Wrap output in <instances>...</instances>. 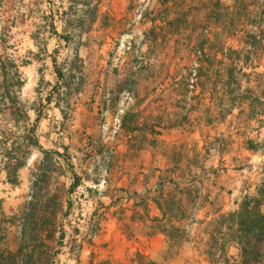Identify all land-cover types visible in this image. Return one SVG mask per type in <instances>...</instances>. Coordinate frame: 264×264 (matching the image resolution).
<instances>
[{
    "label": "rangeland",
    "instance_id": "obj_1",
    "mask_svg": "<svg viewBox=\"0 0 264 264\" xmlns=\"http://www.w3.org/2000/svg\"><path fill=\"white\" fill-rule=\"evenodd\" d=\"M167 1L173 4L176 0ZM71 3L74 5L73 0ZM99 3L77 1L74 7L80 11L82 4L81 16L73 9L68 45L64 40L45 37L42 26L34 32L40 37L35 44L43 59L55 57L58 68L66 72L71 59L65 54L80 55L83 50L82 63L78 59L72 68L84 76L73 82L72 93L82 92L86 99L95 94L103 60L96 51L101 50L110 55L113 84L129 89L116 93L115 105L96 111L95 124L100 132H93L95 127L91 129L92 124H88L91 114L83 121L82 137L72 132V165L66 169V177L71 174L68 189L63 185L64 170L57 164L56 154L39 158L33 170V194L16 212L5 215L0 211V250L4 256L22 250L24 256L33 257L31 264H123L113 258V230L116 223L135 214L123 212L118 193H111L117 199L116 206L102 197L112 192L108 187L110 175L119 172L112 151L125 116L128 120L138 116L135 126L140 130L138 139L128 145L138 149L150 146L161 152L170 167L183 168L180 174L186 180L195 176L199 183L226 182L231 190L227 195L240 185L238 191H246V198H252L257 189L259 198L264 199V0H188L162 9L152 1V12L147 0H136L131 9L136 15L149 14V20H157L158 27L151 23L137 38L134 29L138 19L134 15L127 18L126 35L110 39L104 34V25L112 22V32L117 33L119 21L104 11L107 0H102L101 7ZM94 23H98L96 30ZM73 100L74 95H68L69 106ZM134 100L143 105L134 106ZM72 108L67 107V114L73 113ZM70 115L67 117L72 120ZM17 131L0 116V157ZM171 134L188 140L185 145L165 144L162 137ZM251 143L256 149L249 148ZM97 148L103 150L102 156L94 151ZM218 203L215 208L224 204ZM177 208L175 205L171 213L175 222L181 219ZM212 209L206 205L200 210ZM185 223L189 229L198 224L189 219ZM180 225L178 222L167 228L169 258L181 241ZM125 264L150 263L136 255Z\"/></svg>",
    "mask_w": 264,
    "mask_h": 264
},
{
    "label": "crops",
    "instance_id": "obj_2",
    "mask_svg": "<svg viewBox=\"0 0 264 264\" xmlns=\"http://www.w3.org/2000/svg\"><path fill=\"white\" fill-rule=\"evenodd\" d=\"M71 1L0 0V32H3L0 33V116L18 129L17 135L10 138L11 143L6 144L2 149L3 153L0 157V211L5 215L16 212L30 197V193L33 194V170L39 158L45 156L43 151L56 154L55 160L64 170L61 178L63 185L65 189L70 187L71 174L67 173L66 177V169L72 165V132H79V137H82L83 121L86 122L89 114L91 117L88 124H92L91 129L95 127L93 132L99 131V126L95 124L98 123L96 111H105L111 104L115 105L118 102L116 93L129 89L127 85L113 84L114 70L110 66V55L104 50L96 51L97 56L103 59L97 75L100 83L95 94L89 99H86L82 92L72 93L73 82L84 76L83 73L72 68V65L77 64L78 59L79 63H82L83 50L80 51V55H72L67 51L65 55L71 59L69 63L67 62L68 72L58 68L55 57L42 58L38 44H35L40 37L34 32L42 26L45 37L60 40L61 36H66L70 41L72 11L74 9L77 15L81 16L82 8L80 4L78 6L80 11H77L74 6L78 0H73L74 5ZM142 1L146 2L140 0ZM152 1L154 6L157 4V7L162 9L177 7V2L186 3L188 0H176L173 4L172 1L163 3L165 0H147L150 12L153 8ZM107 2L108 6L104 11L107 10L110 16L119 21L117 33L112 32V22L104 25L107 39L116 35H126L127 18L134 15L138 19L134 29L136 31L134 36L137 38H140L151 23H154L155 28L158 27L157 20H149L147 17L149 14L141 12L136 15V11L131 9V4L136 0H107ZM100 3L99 7L102 5ZM95 23L96 30L98 23ZM15 57L25 62L18 63ZM55 65L63 73V79L58 77ZM75 76L76 79L73 80ZM70 94L74 95V102L72 101L73 104L69 106ZM133 105L140 107L143 103L134 100ZM67 107H73L70 110L73 113L67 114ZM87 107L90 109L87 110ZM70 114H73L72 120L67 117L71 116ZM107 117V121L111 122L109 115ZM126 117L123 118L117 131V145L112 151L114 166L119 172L110 175L108 187L113 189L110 193L106 192L102 199L113 201L111 206H116L117 199H114L111 193H118V204L124 207L123 212L135 216L126 217L122 222L115 224L112 236L114 260L125 264L138 254L145 262L154 264H226V259H229L231 264V258L240 259L238 245L227 234L228 228L224 226L219 233L216 224L220 217L239 209V202L247 196L246 191H238L240 189L238 185L236 192L227 195L226 191L230 187L226 182L215 180L210 181L212 183L209 184L204 181L199 183L195 176L188 181L185 175L180 174L183 168L180 167L178 170L170 167L168 161L163 158L164 154L156 149L150 146L138 149L128 145L133 144L135 138L138 139L140 130L135 126L138 116H133L131 119L129 117V120ZM162 138L165 139V144L172 142L185 145L188 140L184 137L180 139V136L173 134ZM33 141H37L41 148L35 146ZM81 144L82 141L78 145L80 149ZM249 148L256 149L253 143ZM94 151L98 155L103 154L102 149L97 148ZM131 157H134V160H130ZM17 163L21 165L16 172H13L12 169ZM74 177H77V174ZM210 188H213L215 193ZM254 196H259L257 189L254 191ZM172 197L181 214V219H176L181 224L179 227L181 241L174 246L173 257L169 258L171 242L167 228H172L171 226L178 222L173 220L171 214L173 209L165 212L167 207L163 211L158 203L164 205V201ZM124 201L127 203L125 204ZM218 201L224 204L215 208ZM206 205H211L213 209L200 210ZM234 205H237V208ZM142 208L146 210V214ZM187 219L194 220L198 224L189 229L188 224L185 223ZM214 241H216L215 245ZM223 244H225L224 252L221 250Z\"/></svg>",
    "mask_w": 264,
    "mask_h": 264
},
{
    "label": "trees",
    "instance_id": "obj_3",
    "mask_svg": "<svg viewBox=\"0 0 264 264\" xmlns=\"http://www.w3.org/2000/svg\"><path fill=\"white\" fill-rule=\"evenodd\" d=\"M167 0L163 1L166 3ZM89 1L85 2L89 5ZM94 9H89V11ZM61 39L69 42V37L61 36ZM56 72L60 79L64 78L63 73L56 67ZM50 99V98H49ZM48 99V100H49ZM38 122V119H37ZM35 146L40 147L37 141H33ZM41 148V147H40ZM45 155L49 152L43 151ZM64 156V155H63ZM20 163H17L13 167V172H16L20 167ZM177 203L174 201V197L165 200L164 205L158 203L161 210L170 212ZM264 199H260L259 196H253L252 198H245L240 204L239 209L220 217L217 221V231L221 233L224 226L228 228L227 234L237 243L239 249V258L232 259L231 264H264ZM27 226V225H25ZM26 234V229L23 231ZM214 245L216 241L213 242ZM222 252L225 251V244L221 246ZM26 253L19 250L17 253L9 252L7 256H4L2 250H0V264H31L33 262L32 256H24ZM139 257L142 258L140 254ZM229 259H226V264H230ZM154 264V263H150Z\"/></svg>",
    "mask_w": 264,
    "mask_h": 264
}]
</instances>
